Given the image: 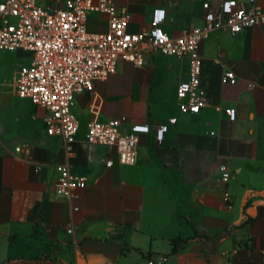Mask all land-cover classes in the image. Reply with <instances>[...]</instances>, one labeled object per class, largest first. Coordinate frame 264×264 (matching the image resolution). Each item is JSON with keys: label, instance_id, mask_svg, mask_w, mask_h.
Listing matches in <instances>:
<instances>
[{"label": "crops", "instance_id": "crops-1", "mask_svg": "<svg viewBox=\"0 0 264 264\" xmlns=\"http://www.w3.org/2000/svg\"><path fill=\"white\" fill-rule=\"evenodd\" d=\"M113 1L127 9L132 32L152 27L158 9L172 36L205 23L207 0ZM88 28L106 31L107 15L90 16ZM198 53L208 98L200 112H182L177 98L189 59L148 52L143 66L121 60L77 95L80 129L69 148L47 133L42 107L0 83V264H264V26L214 31ZM227 70L236 84L223 81ZM226 107L237 109L235 120ZM95 116H126L128 131L152 127L139 135L136 163L86 142ZM155 124L168 125L161 143ZM59 163L88 178L75 201L56 191Z\"/></svg>", "mask_w": 264, "mask_h": 264}, {"label": "built area", "instance_id": "built-area-1", "mask_svg": "<svg viewBox=\"0 0 264 264\" xmlns=\"http://www.w3.org/2000/svg\"><path fill=\"white\" fill-rule=\"evenodd\" d=\"M95 14L107 15L106 31L89 30L88 19ZM203 16V26L172 36L162 27V9L155 11L152 27L132 32L127 9L118 7L113 0H63L58 7H45L40 0H2L0 50L33 53L29 63L21 64L14 72L12 87L18 96L46 111L47 133L60 136L69 148L80 129L72 111L77 95L93 91L95 82L108 79L121 60L143 66L148 52L188 58V77L177 87L180 110L195 114L205 108L208 98L201 88L203 66L198 53L201 41L217 30L237 34L264 26V8L256 0H207ZM223 81L236 84L238 77L233 70H227ZM224 111L231 120L237 118L236 108L226 107ZM127 122L126 116L110 120L95 116L87 124L86 142L115 147L122 163L134 164L139 157V135L152 127L131 124L128 131ZM154 129L156 140L161 143L168 125L155 124ZM16 151L26 153L27 147L18 146ZM112 163L107 161V165ZM56 171L57 193L69 201L77 200L87 186V176L74 173L66 163L57 164ZM220 171L222 179L230 178L227 166H220ZM226 195L230 198L229 192ZM67 231L72 233L74 229L69 227Z\"/></svg>", "mask_w": 264, "mask_h": 264}, {"label": "rangeland", "instance_id": "rangeland-1", "mask_svg": "<svg viewBox=\"0 0 264 264\" xmlns=\"http://www.w3.org/2000/svg\"><path fill=\"white\" fill-rule=\"evenodd\" d=\"M32 52L20 50H0V83L3 88H12L14 71L21 64L29 63Z\"/></svg>", "mask_w": 264, "mask_h": 264}, {"label": "trees", "instance_id": "trees-1", "mask_svg": "<svg viewBox=\"0 0 264 264\" xmlns=\"http://www.w3.org/2000/svg\"><path fill=\"white\" fill-rule=\"evenodd\" d=\"M248 220H245L243 223L247 222Z\"/></svg>", "mask_w": 264, "mask_h": 264}]
</instances>
